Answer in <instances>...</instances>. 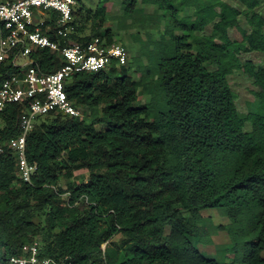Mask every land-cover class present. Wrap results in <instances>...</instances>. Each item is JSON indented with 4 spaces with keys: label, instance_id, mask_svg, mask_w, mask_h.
Returning a JSON list of instances; mask_svg holds the SVG:
<instances>
[{
    "label": "trees",
    "instance_id": "1",
    "mask_svg": "<svg viewBox=\"0 0 264 264\" xmlns=\"http://www.w3.org/2000/svg\"><path fill=\"white\" fill-rule=\"evenodd\" d=\"M7 1L16 0L1 2ZM76 1L70 41L114 43L110 29L101 31L111 0H101L105 6L95 15ZM121 1L126 16L144 4L169 17L155 73L165 109L152 118L140 105L149 70L138 80L129 66L115 64L74 75L66 83L68 99L90 113L50 114L28 134L27 159L37 166L31 183L18 176L9 148L21 134L27 103L0 112V264L36 242L41 256L58 264H225L198 247L210 209L229 220L218 227L230 237L228 250L243 251L242 264H264V65L241 60L264 55L262 1L236 0L243 12L220 0ZM56 18L42 26L54 41ZM88 25L90 36L82 35ZM30 58L43 73L63 65L49 49ZM13 61L14 54L0 65V88L21 72ZM235 72L258 89L257 112L240 113L229 81ZM79 171L87 174L75 180Z\"/></svg>",
    "mask_w": 264,
    "mask_h": 264
},
{
    "label": "built area",
    "instance_id": "2",
    "mask_svg": "<svg viewBox=\"0 0 264 264\" xmlns=\"http://www.w3.org/2000/svg\"><path fill=\"white\" fill-rule=\"evenodd\" d=\"M76 0H16L0 2V65L14 54L13 64L19 74L5 79L0 88V112L9 104H26L19 127L21 134L9 143L16 158L18 176L31 183L37 166L29 163L26 139L40 118L50 114L81 117V112L68 99L66 83L76 74L107 70L112 64L127 65L128 52L122 43H109L106 38L94 37L82 44L71 42L75 33ZM51 14V15H50ZM56 14L57 40L54 41L42 26ZM37 49H49L62 59V67L55 73H43L30 58ZM25 62L19 64L18 60ZM88 204V199H85ZM104 246V245H103ZM103 251L105 249L102 247ZM9 264H58L41 256V244L31 245L22 256H13Z\"/></svg>",
    "mask_w": 264,
    "mask_h": 264
},
{
    "label": "rangeland",
    "instance_id": "3",
    "mask_svg": "<svg viewBox=\"0 0 264 264\" xmlns=\"http://www.w3.org/2000/svg\"><path fill=\"white\" fill-rule=\"evenodd\" d=\"M2 0H0L1 2ZM221 2L231 5L233 8L243 12L245 8L236 0H220ZM262 1L261 11L264 14V0ZM105 6L101 0H80L78 8L83 9L84 14L91 12L93 15ZM107 11L106 22L102 28V32L110 29L114 34L115 42L122 43L128 52L129 73L136 80L145 75V71L149 70L148 84L143 90V95L140 98V105L149 107L152 118H154L160 111L165 109V104L162 102L158 91L155 88V73L157 65L164 55L165 44L162 36L165 35V26L169 20L166 12H161L155 6L141 4L137 7L135 14L126 16L121 0H111L106 4ZM193 10H188L186 15L192 16ZM51 15V14H50ZM56 15V14H55ZM165 16V17H164ZM184 16V15H182ZM241 26L245 30H249V25L243 17H241ZM211 27L206 34H210ZM179 33V31H178ZM91 26L82 32V35L90 36ZM203 34H201L202 36ZM231 38L235 37L233 31H230ZM168 40V38H166ZM166 44H169L167 42ZM241 60L245 63L252 61L258 66L264 65V55L253 52L242 55ZM19 64L25 62L24 58L18 60ZM230 84L236 97V105L243 116L250 112H257L259 109V102L255 96L258 89L254 86L252 79L241 72H235L230 77ZM81 117H86L90 113V109L83 108ZM47 120V117L40 118L37 124H41ZM3 123L0 121V127ZM247 131H251V126L247 125ZM86 171H79L76 173L75 180H80L81 176H85ZM65 188V182L62 183ZM205 219L204 226V240L198 245L201 252L208 258H213L221 263L242 264L243 251L234 253L228 249H232L230 237L226 232L218 229L219 226L229 224L228 218L220 209H210L203 212ZM37 222V220H36ZM117 236L114 240H119ZM28 248V247H27ZM26 248V249H27ZM106 249V244L103 246Z\"/></svg>",
    "mask_w": 264,
    "mask_h": 264
}]
</instances>
